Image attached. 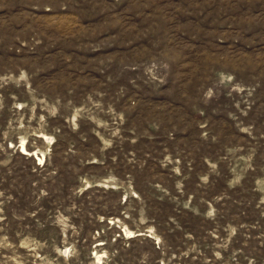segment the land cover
Instances as JSON below:
<instances>
[{
    "label": "rangeland",
    "instance_id": "obj_1",
    "mask_svg": "<svg viewBox=\"0 0 264 264\" xmlns=\"http://www.w3.org/2000/svg\"><path fill=\"white\" fill-rule=\"evenodd\" d=\"M0 264H264V0H0Z\"/></svg>",
    "mask_w": 264,
    "mask_h": 264
},
{
    "label": "bare ground",
    "instance_id": "obj_2",
    "mask_svg": "<svg viewBox=\"0 0 264 264\" xmlns=\"http://www.w3.org/2000/svg\"><path fill=\"white\" fill-rule=\"evenodd\" d=\"M22 148H23V150H24V151H22V152H23V153H27L26 150H25V148H24L23 146H22ZM34 154H35V152H34ZM32 155H33V154H32ZM38 158H39V160H41V157H38Z\"/></svg>",
    "mask_w": 264,
    "mask_h": 264
},
{
    "label": "water",
    "instance_id": "obj_3",
    "mask_svg": "<svg viewBox=\"0 0 264 264\" xmlns=\"http://www.w3.org/2000/svg\"><path fill=\"white\" fill-rule=\"evenodd\" d=\"M31 153H32V154H34V152H32V151H31V152H29L28 154H31Z\"/></svg>",
    "mask_w": 264,
    "mask_h": 264
}]
</instances>
